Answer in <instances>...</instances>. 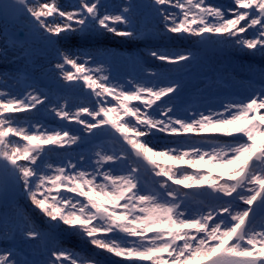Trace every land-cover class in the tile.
Returning a JSON list of instances; mask_svg holds the SVG:
<instances>
[{
  "label": "snow or ice",
  "instance_id": "6c2138e0",
  "mask_svg": "<svg viewBox=\"0 0 264 264\" xmlns=\"http://www.w3.org/2000/svg\"><path fill=\"white\" fill-rule=\"evenodd\" d=\"M136 7L158 21V31L136 27ZM100 9V0H78L71 10L57 0H0V17L14 10L26 19L32 43L54 50L49 71L58 74L57 87L79 86L93 98L73 112L34 82L22 92L0 91V183L9 174L50 229L86 238L121 258L115 264H264V66L259 87L253 84L244 98L214 106L200 89L188 95L174 75L199 59L192 49L147 48L142 55L169 67L149 70L145 80L119 81L111 66L91 67L92 52L57 47L75 33L102 31L131 40L167 33L264 58V0H148L116 12ZM17 44L20 54L13 62L32 63L36 50L22 33L13 39ZM0 57L9 58L7 46ZM49 105L65 125L25 127L17 116ZM73 123L79 126L75 132L66 126ZM105 133L118 151H105L97 142ZM158 136L165 139L161 150L149 139ZM73 148L81 151L42 163L52 151ZM144 171L156 178L154 188L142 184ZM193 192L213 203L193 210ZM0 239L6 243L0 264H78L76 254L47 248L49 236L24 216L0 217Z\"/></svg>",
  "mask_w": 264,
  "mask_h": 264
},
{
  "label": "rangeland",
  "instance_id": "374dc122",
  "mask_svg": "<svg viewBox=\"0 0 264 264\" xmlns=\"http://www.w3.org/2000/svg\"><path fill=\"white\" fill-rule=\"evenodd\" d=\"M73 1L74 0H57V2L67 10H71V8L77 4L73 3ZM147 2L148 0H100V11L102 13L105 11L116 12L128 3L140 6ZM208 2L220 4L228 3L230 0H208ZM106 4L111 6L108 9H105L104 6ZM22 22L27 24L25 19H23ZM134 22L136 27L143 32L158 31V21L141 7H136L134 10ZM13 25L14 26L7 24L0 19V51L7 46L9 54V58L7 60L0 57V91L12 90L14 93L22 92L28 83L34 82L42 92L49 95L50 100L53 103L56 102L58 98H60L59 102L61 104L66 101L70 111L74 112L80 105H88L85 102L86 97L89 99L93 98L89 96L87 90L77 86V88H75L77 91L72 93L75 94V96L74 98H71L70 96L68 97L67 94L64 95L63 93H70L69 90L73 89L57 87V84L61 83L58 81V74L54 71H49L55 63V55L54 52H52V49L46 48L41 43H32L31 33L25 26L18 22H13ZM17 33H22L25 40L29 41V43L36 48L35 55L32 57V63L30 64H26L23 61L13 62V56L20 54L19 44L15 45V47L13 46V39ZM69 36V39L61 40L57 47H60V45L62 47L68 46L74 48L75 51L76 49L77 51L83 49L92 52L94 56L99 55L100 52H104L102 53L103 57L96 60V64L105 65L107 68L111 66L112 72L115 73L121 70L122 76H117L115 79L117 80L119 78V81H122V78L126 81L130 77L132 79H137V77L148 79L149 77L146 76V72L149 70L152 72H162L165 68H167V65H161L159 61H155L151 57L142 55V52L147 48L158 47L161 50L166 49L168 51H185L187 49L197 51L199 59L191 64L193 68L191 70L187 68L181 71L196 74V78L199 79L202 84L195 89H200L204 95H209L208 97L213 96L212 100L216 99L215 96H217V94H222L223 96L226 95V97L229 98V93H235V96L239 99L242 97L244 98L248 94V91L245 90L244 87V85L246 86L248 84L245 83L248 82L250 83V86L255 84L259 87V83L255 82V80L259 81L261 79L259 68L261 65H264V58L260 57L259 54L252 56L251 54L241 52L231 46L224 45H212L209 52L203 48H195L194 44L196 43L194 38L188 40L176 39L172 38L171 35L167 33H163L162 35H158L147 40H144L143 38L131 40L116 36L102 37L98 32L85 34L77 33L76 35L69 34ZM183 41L187 44H181ZM123 51L127 52L129 57L124 58ZM91 67H93V65H91ZM219 69H225L222 72V76H220L218 80L224 85L219 84L216 80V78L219 77V75L217 76V74H219L217 73V70ZM139 71H142V74H140ZM43 77L48 78L49 83L43 84L41 80ZM226 77L229 78L228 80L236 87L227 83L225 80ZM210 84H219L221 87L219 89H211L209 88ZM193 90L186 85V92L188 95H191ZM193 99H195V97H193ZM47 107H50V105L43 108L47 110ZM29 115L36 118L38 117V113L36 112ZM23 118L28 117L23 116ZM47 120L51 123L52 128H59V126L63 123L66 124V122L59 121L57 118ZM66 126L73 132L79 128V126L74 123L67 124ZM106 134L105 139L100 143L103 144V146L107 145L109 149L118 151L119 144H117L113 139H110L111 135L108 133ZM13 138L14 137H12V139ZM150 138L162 137L158 136ZM195 138L199 139L198 137ZM220 141L224 143L227 142V139L220 137ZM162 146L163 144H160L156 147L162 148ZM55 153L56 150L45 155L42 163H58L62 154H56L54 161L51 156L52 154L55 155ZM142 177L146 180V182L152 181V183L155 184L156 178L151 172L144 171L142 173ZM155 186L156 185H154V187ZM15 188L18 187L13 181H11L9 174L3 173V182L0 183V217H3L6 214L14 219L18 215L26 217L33 227L49 236V239L45 242L47 248H55L57 250L66 249L67 251L76 254L78 257V264H80L81 260L86 261L87 264H110L108 261L109 259H121L108 254L103 250L95 248L88 243L86 238L80 235L62 233L60 229H50L49 222L45 217H43L31 205L26 206L23 204V200H27L24 196H22L19 200V197L15 192ZM15 198L16 200H14ZM191 201V199H188L190 206L193 210L197 211L199 206ZM205 203L210 205L213 201L211 199H207L205 200ZM0 245V248L5 247V241L0 239Z\"/></svg>",
  "mask_w": 264,
  "mask_h": 264
},
{
  "label": "bare ground",
  "instance_id": "6f19581e",
  "mask_svg": "<svg viewBox=\"0 0 264 264\" xmlns=\"http://www.w3.org/2000/svg\"><path fill=\"white\" fill-rule=\"evenodd\" d=\"M72 2V1H71ZM73 3H78V0H74L73 1ZM109 4V3H108ZM108 4H106L105 6H104V8L105 9H108L111 5H108ZM103 8V9H104ZM111 8H113V7H111ZM110 8V9H111ZM98 33H100L101 34V36L102 37H113V35L112 34H109V33H105V32H102V31H97ZM77 33H75V34H70V35H76ZM27 46V45H26ZM33 47V46H32ZM60 47H62L61 45H60ZM66 47H68V46H66ZM35 50H36V48L35 47H33ZM73 49V51H75V49L74 48H72ZM76 51H77V49H76ZM52 52H54V50H52ZM102 53H104V52H102ZM101 52H100V54L99 55H96L95 57H96V60H98L99 58L101 59L102 57H103V54H102ZM107 54V53H106ZM97 66V64H95V67ZM104 67H105V69L107 68L105 65H103ZM167 67H169V66H167ZM93 68H94V65H93ZM193 68V66H190L189 67V70H191ZM160 70H162V69H160ZM139 73L140 74H142V71H139ZM175 76H177L179 79H181V80H183L184 82H185V84L187 85V86H189L190 88H191V90H193V89H195V88H197L200 84H202V82L199 80V79H197L196 78V74H191V73H189V72H183V71H180V72H178V73H175L174 74ZM112 76H113V78L114 79H116L117 78V76H119V77H121L122 75H121V70L120 71H117L116 73L115 72H112ZM119 79V78H118ZM117 79V80H118ZM226 80L227 79H229V78H225ZM136 80H145V78H137ZM221 86L218 84H210L209 85V88H215V89H219ZM77 88V87H76ZM75 91H77L75 88H73V90H69V92L70 93H74ZM70 93H68V95L70 94ZM205 97H208L209 95H204ZM225 98H227L226 97V95L225 96H220V97H217L216 99H214V100H212L211 102L213 103V105L214 106H218V104H219V101H221V100H224ZM92 99H89V98H87L86 97V99H85V102L87 103V104H89V102L91 101ZM31 113H33V112H28V113H19V114H17V116L19 117V119L21 120V122H22V124H23V126H25V127H27V123H25V122H31V123H33V124H35V123H37V122H39V123H42V124H44L45 126H47V127H50V128H52V125H51V123L47 120V119H51V120H53V119H55L56 117L54 116V115H52L48 110H46V109H44L43 107H41L40 108V110H39V112H36V113H38V117L36 118V117H32V116H30L29 114H31ZM25 114H27V115H25ZM23 116H27L28 118H23ZM134 122V121H133ZM11 139H12V137H10ZM13 139H19L18 137H14ZM150 140H151V144L152 145H155V146H159L160 144H165V139L164 138H149ZM196 138L195 137H193V140H195ZM101 145V147L103 148V150H105V151H109L110 152V149L107 147V145H105V146H103V144H100ZM162 148H160V147H156V150H161ZM81 151V149L80 148H73V149H70V150H68L67 152L65 151V150H62V149H57L56 150V153H55V155H53L52 154V156H51V158H52V160H54L55 161V157H56V154H62V156L64 157L65 155H68V154H71V155H73V156H76L79 152ZM151 189H152V186L150 187ZM15 192H16V194H17V196L19 197V198H22V194L20 193V190H19V188H15ZM22 200V199H21ZM23 204L24 205H26V206H29V205H31L30 204V202L28 201V200H23ZM195 204H197V203H195ZM201 207H199V209H200ZM198 209V210H199ZM197 210V211H198Z\"/></svg>",
  "mask_w": 264,
  "mask_h": 264
},
{
  "label": "water",
  "instance_id": "95a60500",
  "mask_svg": "<svg viewBox=\"0 0 264 264\" xmlns=\"http://www.w3.org/2000/svg\"><path fill=\"white\" fill-rule=\"evenodd\" d=\"M22 17H23L22 15L16 13L14 10H11V11L9 12V15H8L7 19H5V18H3V17H0V19H3V20L6 21L8 24L12 23L13 21H17L18 23H20L21 25H23V26L26 27V24L23 23L22 20H21ZM10 25L14 26L13 23L10 24ZM26 28H27V27H26ZM203 47L206 48V46H203ZM199 195H201L202 197H209V196H207V195H205V194H203V193H202V194H199Z\"/></svg>",
  "mask_w": 264,
  "mask_h": 264
}]
</instances>
